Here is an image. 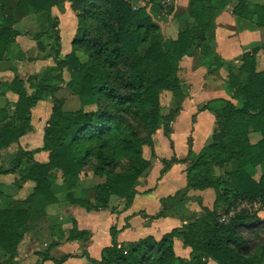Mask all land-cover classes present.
<instances>
[{
  "label": "trees",
  "instance_id": "trees-1",
  "mask_svg": "<svg viewBox=\"0 0 264 264\" xmlns=\"http://www.w3.org/2000/svg\"><path fill=\"white\" fill-rule=\"evenodd\" d=\"M14 1L11 7L0 1V61L14 56L11 47L20 34L16 23L35 14L41 31L34 40L54 35L55 45L47 54L53 65L46 68L54 73L22 79L11 69L9 91L17 99L11 113L9 103L0 108V148L18 143L32 129L31 109L38 101L50 96L53 104L42 146L32 151L19 148L10 169L0 161V174H16L18 185L34 184L25 199H9L0 207V264H20L18 246L29 221L44 214V207L56 202L59 192L66 191V203L86 211L106 208L111 197L131 202L138 179L156 157V130L161 128L168 135L180 110L184 97L180 62L194 43L197 47L205 43L215 15L225 6L224 0H190L188 17L178 20L176 37L165 38L144 9L133 10L124 1L66 0L76 15L77 28L71 51L61 56L58 19L51 15V8L65 0ZM246 2L239 0L234 14L264 26V6L249 10ZM18 57L23 58L20 50ZM215 64L208 60L212 70ZM226 86L234 102L220 98L205 105L214 114L216 127L186 167L185 187L162 198L161 210L150 217H182L183 224L159 239L149 235L123 243L116 241L118 231L112 227L111 244L102 249L100 259L82 253L91 264H206L209 258L217 264H264V218L252 209L256 203L264 206V170L261 174L256 170L264 164V44L240 57L235 70L227 74ZM65 87L79 98L77 110L64 111L63 99L54 96ZM165 92L171 94L174 106L163 114ZM252 133L260 138L252 141ZM40 151L47 152L46 162L34 160ZM161 161L165 170L177 159ZM85 168L104 181L73 197L71 191ZM207 189L214 191L211 207L189 194ZM192 200L201 205V213L190 211ZM220 208L226 219L221 220ZM72 224L63 240L87 241L89 231L79 229L75 220ZM175 239L190 248L189 258L175 253ZM58 242L42 253L39 264L52 260L48 252Z\"/></svg>",
  "mask_w": 264,
  "mask_h": 264
},
{
  "label": "crops",
  "instance_id": "crops-1",
  "mask_svg": "<svg viewBox=\"0 0 264 264\" xmlns=\"http://www.w3.org/2000/svg\"><path fill=\"white\" fill-rule=\"evenodd\" d=\"M5 5L11 7L14 0H0ZM239 0H224L225 6L217 12L213 20V28L209 31L205 43L200 47L195 46L189 55L183 56L178 72L181 80V89L184 94L180 103V110L171 124L168 135L163 131L154 135L155 158L147 171L138 179L136 193L130 203L126 204L123 199L111 197L106 208L93 211H86L84 208L68 204L65 200L66 191L56 194L57 201L44 207V214L31 218L28 229L18 246V261L20 264H39L42 253L54 241L58 244L49 250L48 254L52 260H46L43 264H91L87 257L82 255L84 251L92 259H100L103 248L111 244L110 229L114 227L118 233L116 241L118 243L136 241L146 236H153L159 239L163 234L173 228L183 224L182 217L166 216L158 219H151L161 210V199L174 194L183 189L186 185L185 169L192 157L197 154L209 141L216 127L214 114L205 105L213 99L232 100L231 91L226 86L227 74L234 71L238 65L240 57L247 52L253 51L258 46L264 44V26H258L255 19L236 16L234 10ZM246 5L251 10L255 5L264 3H252L247 0ZM190 0H172L168 20L157 23L165 38H175L178 32L179 19L188 17ZM146 12L149 7L143 8ZM51 15L58 19V31L60 39V54L67 55L71 51V43L77 28V18L70 7V3L65 1L59 6L51 8ZM156 23V22H155ZM175 23L177 28H173ZM23 25L24 30L17 29V25ZM15 28L20 32L15 37L16 47L21 49L23 58L13 56L0 61V78L4 81L0 85V108L9 103L10 113L13 111V102L17 97L9 91V81L13 78L12 68H15L22 79L27 76L36 75L42 68L35 49L34 35L28 30H40L41 21L35 14H28L16 23ZM51 41V34H43L38 40L44 42ZM37 56V57H36ZM263 58L261 52L258 57ZM208 60L214 61L216 68L208 65ZM53 65L51 63L48 66ZM219 65V67H218ZM51 70V69H50ZM54 73L53 70H51ZM65 73V72H64ZM66 88L59 89L54 96L62 98V109L68 111L64 104L65 97L61 92ZM234 102V101H233ZM53 101L51 97L40 100L31 109L30 124L32 129L19 137L18 143L8 147L0 148V161L5 169H10L18 149L32 151L40 148L43 143V131L47 120L50 117ZM189 120L190 126L186 128V146L180 152L175 143L176 131L181 120ZM252 141L258 140V133L250 134ZM159 138V142L158 139ZM169 144L170 154L163 155V147H166L164 139ZM185 146V144H184ZM177 159L164 170L161 159ZM47 152L40 151L34 154V160L46 162ZM25 170V164L20 166V170ZM258 174L264 170V164L256 167ZM17 175L14 173L0 174V207L5 206L9 199H25L32 191L33 182L25 181L18 185ZM103 177L95 176L92 171L80 172L72 189L73 197H77L83 189L91 188L102 183ZM60 179L58 178V183ZM92 183V184H91ZM189 194L201 197L202 204L209 202L214 191H190ZM203 197V198H202ZM211 202V201H210ZM197 203L192 200L190 204ZM259 212L258 214L261 216ZM75 220L79 229L88 230L89 237L85 242L63 240V236L72 228V221ZM175 253L183 258H189L190 248L183 245L179 239L174 240ZM66 259L57 263L54 260ZM207 264H217L212 259H206Z\"/></svg>",
  "mask_w": 264,
  "mask_h": 264
},
{
  "label": "rangeland",
  "instance_id": "rangeland-1",
  "mask_svg": "<svg viewBox=\"0 0 264 264\" xmlns=\"http://www.w3.org/2000/svg\"><path fill=\"white\" fill-rule=\"evenodd\" d=\"M251 2L252 3H264V0H251ZM146 3H148L147 4L148 5L147 7L150 8L149 9L150 12H146V13H148L152 17V19H153L154 22L161 23L162 24L163 22H165V20H168L169 19L168 16H165V15H168L169 10H170L169 9L170 6H168L166 8H162L161 6L157 5L156 3L150 2L149 0ZM129 5L131 6V8H132V6H136L135 4L134 5L129 4ZM54 18H56V17H54ZM172 26L175 29L177 28V25L175 23H173ZM17 29L24 30V27H23V25L20 24V25H17ZM57 29H58V26H57ZM39 31L40 30H28V32L29 33H32L33 35L35 33L39 32ZM53 37H54V35L51 34V41H49L48 39L44 40V42H42L40 40L35 41V49H36V52L38 53L37 56H39L38 58H42V60L38 64H40L41 66H43V68L36 74V76L37 75L42 76V74L43 75H45V74L46 75H51L52 74V71L51 70H46V68L48 67L49 63H51V59H52L47 54H49L51 52L52 48L55 45V41H54V38ZM37 45H42L43 46V50H38V46ZM144 49L145 48H141L140 51L143 52ZM19 50H21V49H19V48L17 49L16 47H14L12 49V55L18 56V51ZM60 50H61V46H60ZM63 77L65 79H68L67 72H65V73L63 72ZM71 93L72 92L68 88H66L65 90H63L61 92L62 97L64 96L65 99H66V103L64 104V107L68 111H74V110H77L78 108H80L79 98L76 95H73ZM161 104H162V112H163V114L167 113L169 111V109L174 106L173 103H172V101H171V94L169 92H165V93H163L161 95ZM189 126H190L189 120L186 121L185 118H183L181 120V122L178 124V128H177V131H176L175 143L176 144L178 143L177 149L180 152H182V148L184 149L185 147H187L186 146V140H187L188 135L186 133L187 131H185V130ZM161 130H162L161 128H158L156 130V134H157V131H158V133L161 134V132H162ZM161 136H162V134H161ZM157 139H158V142H159V138H157ZM163 139L165 141L166 147H163L164 149L162 150V153H163V155H167L168 156L170 154L169 144H168L167 139H165V138H163ZM184 144H185V146H184ZM88 170H89L88 168H85L81 172L83 173L84 171H88ZM89 171H91V170H89ZM213 197H214V194H211V196H209V198H210L209 202H207L204 205H207L208 207H211L210 205L212 204ZM188 207H189L190 211H192V212L201 213V205L198 202L197 203L189 204ZM252 209L253 210H257V211L259 210V212H261L260 213L261 214V217L264 218V206H260L259 203H256V204H254L252 206ZM220 212H221V220L226 219L227 215L222 214V208H220Z\"/></svg>",
  "mask_w": 264,
  "mask_h": 264
},
{
  "label": "built area",
  "instance_id": "built-area-1",
  "mask_svg": "<svg viewBox=\"0 0 264 264\" xmlns=\"http://www.w3.org/2000/svg\"><path fill=\"white\" fill-rule=\"evenodd\" d=\"M124 1L126 3L132 4V5H136V6H132V8L134 10H139V9H143L145 6H148L146 2H148V0H121ZM152 3H156L157 5L161 6L162 8H166L168 6H170L171 1L172 0H149ZM150 6V5H149Z\"/></svg>",
  "mask_w": 264,
  "mask_h": 264
}]
</instances>
